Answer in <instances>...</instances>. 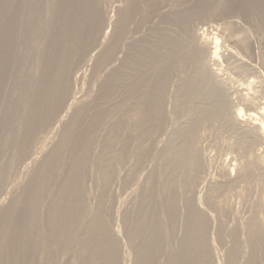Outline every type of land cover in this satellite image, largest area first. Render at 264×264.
Segmentation results:
<instances>
[{
	"label": "bare ground",
	"instance_id": "bare-ground-1",
	"mask_svg": "<svg viewBox=\"0 0 264 264\" xmlns=\"http://www.w3.org/2000/svg\"><path fill=\"white\" fill-rule=\"evenodd\" d=\"M114 1L110 2L111 11L115 12L117 18H113V14V17L109 15L104 5L105 0H0V144L14 147L11 160L24 152L27 156L18 172L14 173L13 176H17L14 181L10 178L13 167L0 165V264H15L13 253L8 250L6 229L19 220L20 209L16 210L14 207L17 205L16 199L22 198L24 201L29 197L45 199L50 196L62 199H59V206L51 212L52 216L47 213L51 217L49 224L55 228H52L55 235L48 238L51 240L48 241L50 246L47 245V248H54L53 253L51 249L49 251L52 257L69 245L77 247L79 239L82 238L76 237L81 235L80 231L79 234L76 233L78 228H81L78 223L81 219H89V225L87 224L83 235L86 238L82 239L83 244L79 243L77 254L72 253L77 257L76 260L80 261L79 264L123 263L124 259L120 258L121 250L118 246L119 230L108 222L109 218L107 220L103 216L99 207L93 214L91 213L94 211L90 212L89 209L90 216L86 209L82 212L79 200H85L86 196L82 189L83 177L90 171L89 167L94 166L100 173L101 188L110 182L112 187L121 175H124L119 167L126 165L128 169L124 177L127 176V179L137 183L138 177L133 175L134 170L148 167V162L154 156L158 157V161L154 166L150 164V169H146L149 183L136 184L139 187L134 191L136 195L133 196L132 205L130 204V208L122 214L126 220V234L133 241L138 240L142 244L143 249L136 255L135 264H161L160 260L158 262L159 256L166 259V264H220L213 254L216 241L214 237H218L219 243L222 244L220 238L225 231L219 224L221 221L219 226L215 225L213 215L206 209L213 206V192L201 196L193 186L195 182H200L199 171L203 168L196 143L202 126L209 121H219L233 138L230 145L232 151H229L231 157L228 163L224 161V165L222 164L223 179L213 182L214 189L220 188L227 195L237 187V196L243 199L242 204L245 206L243 222L234 226V231L241 229L246 235L244 247L248 248V253L245 259L242 257L243 264H264V97L263 100L257 98L259 89L255 88L254 81H245L246 84L242 82L246 85L244 88L233 89L234 98L231 99L229 95L232 94L230 91H227L229 95L225 92L226 88L224 89L219 79L220 70L218 72L211 67L218 58L223 57L225 61L236 62L234 69L249 68L250 71H257V45L252 43L247 30L240 29L242 32L238 34L233 33L235 29L229 30L225 38L228 37L230 47H226V53L222 54L218 49L220 44L216 34L210 37L208 34L206 38L202 36L204 31L202 34L198 32L202 27L194 30L195 32L191 30L192 26L189 25L192 24H189V21L195 19H191L194 10L190 5L180 6L176 15H172V20L177 24V28H180L179 31L172 29L176 25L173 26V23L171 28L163 26L166 29L161 35L155 33V30L148 33L144 31L147 34L140 35L138 30H135L139 13L147 14L151 13V10H159L160 15V12H165V0H118L113 7ZM123 1H126V5H123ZM187 1L184 2L186 5ZM258 3L254 6L259 5ZM169 12L172 11H166L164 14ZM36 15L39 16L36 22L38 37L35 36V42L28 43L26 39L29 26ZM161 20L159 23L163 21ZM169 20L166 21L170 22ZM246 27L244 29L251 28ZM219 30L221 33L223 31L225 36V30ZM260 30L264 37V21ZM261 44L264 48V39ZM95 47L98 48L97 51ZM30 49L34 51V60L31 59L32 55H29ZM260 66L264 68V64ZM88 73L91 86L84 91L83 80ZM78 81L81 86L79 90ZM237 81L240 82L238 79ZM12 84L22 86V96L34 100L35 106L38 107L31 112L36 116H22L25 119H21L16 108L8 115V109L1 111L6 102L7 105L11 103L9 87L11 88ZM45 87L48 88L47 93L46 90L43 91ZM169 96H173L171 101L176 106V112L185 119L181 124L178 123L180 125L176 128L172 127L174 124L169 125L167 122L169 114L165 108V99ZM34 102L31 104L34 105ZM26 110L30 111L25 109L23 112ZM17 114L18 116H15ZM86 121L89 122L87 127L83 126L88 124ZM168 121L170 122V119ZM81 126L86 129L85 134L83 132L84 135L80 136L77 131ZM77 134L79 135L76 137ZM153 134L162 135L164 144L157 137L155 141L150 140L152 143L149 142V145L146 140ZM35 135L36 140H32ZM207 135L209 138V133ZM11 160L9 158L8 161ZM25 180L27 181L24 184ZM143 182L146 183V180ZM228 201L225 197L224 202L230 209ZM242 201L240 200V203ZM33 203V208L30 206L31 209L26 211V220L25 217L20 220V236H23L26 259H30L31 248L38 242V236L35 238L33 230L38 226L37 216L43 212L39 207L46 206V203L41 205V201ZM20 206L19 204V208ZM218 207V210L222 208ZM119 210L120 208H116L114 216L119 217ZM225 210L230 212L226 208ZM178 223L179 228L182 225V232L185 234L178 239L179 245L174 237V245L171 246L170 240L166 239L167 228L172 225L176 227ZM215 229L216 235L210 236L211 230ZM43 240L41 241L44 243L46 240ZM223 253L220 250L219 254ZM38 254L35 256L40 257ZM64 255L66 254H61L62 259L65 258ZM58 257L54 258L58 260ZM49 259L51 258L48 256L47 260ZM38 260L40 261L41 257ZM45 262L49 264L48 261ZM68 262L70 263L69 260Z\"/></svg>",
	"mask_w": 264,
	"mask_h": 264
},
{
	"label": "rangeland",
	"instance_id": "rangeland-1",
	"mask_svg": "<svg viewBox=\"0 0 264 264\" xmlns=\"http://www.w3.org/2000/svg\"><path fill=\"white\" fill-rule=\"evenodd\" d=\"M109 1V2H108ZM114 1V0H113ZM112 0H105V6H106V8L108 9V13H109V15L111 14V16L113 17V15H114V17L113 18H117V16L115 15V12H113V10L111 11V6H112V4L110 3V2H113ZM117 1V2H116ZM168 1H170V3L168 2ZM176 1V2H175ZM181 1V2H180ZM183 1V2H182ZM108 2V3H107ZM124 2H125V4H124ZM174 2V3H173ZM173 2L171 1V0H165L164 1V3H165V5H166V3H167V5H166V8H165V12L167 11H172V12H169L168 14L166 13V15H167V17H169V18H167L166 17V15L164 14L165 12H160V15H159V10H156V11H152L151 9V13L150 12H146L147 14H145L144 12L142 13H139V15H138V17H137V24H136V27H135V30L137 31L138 30V34H140V35H144L146 32L148 33V32H154V31H152V30H155V33L157 32V34H162V33H164V30L166 29V28H171L172 27V24L174 23V20H172L173 18H172V15L174 16V15H176V13L178 12L177 10L180 8V6L182 7H187V6H189L190 5V7L194 10V14H193V16H192V18L191 19H195V21L193 22L192 20H190L189 21V24H192V25H189L190 27H191V30H195V31H197L198 29H200L201 27V29L200 30H198V32H200V34H202L203 33V31H204V33L202 34V36L203 37H205L206 36V38L209 36H212V35H217V38H218V44H220V45H218V49H220V51L222 52V54L223 53H226V50H224L226 47H230V41L228 40V37L227 38H225L226 36H228V32H229V30L231 31H233L234 29V31H233V33H240V32H242V31H245V30H247L246 31V33H250L251 35H253V36H251L250 34H247L248 36H249V38H250V40L252 41V43L254 44V45H257V47H256V50H257V62H255V65L257 66V63H258V66H257V71H255V70H253V69H251V71H250V69H249V71H247L246 69L245 70H237V68H235L234 69V67H236L234 64H236V62L234 61V63L233 62H231L232 60H228V61H225V59L223 58V57H220V58H218L219 60H217L216 61V63L214 64V65H212L211 67L213 68V69H215L216 71H218L219 72V70H220V72H219V79L222 81V84H223V87H224V89L226 90L225 92L227 93V91H230V93L232 94V96L231 95H229V93H227L229 96H230V98L232 99V98H234L233 96H234V94L232 93L233 92V89H240V88H244L246 85V82H249V81H254V86H255V88L257 87L258 89H259V92H258V94H257V98L258 99H262L263 100V97H264V86L262 85V84H264V68L263 67H261L260 65L261 64H264V48L262 47V44H261V42H262V40L264 39V37L262 36L263 35V33L262 32H260L261 30H260V25H261V23L264 21V0H188L186 3L188 4V5H186L184 2H185V0H173ZM259 2V3H258ZM115 3L117 4L118 3V0H115L114 1V4H113V7L115 6ZM123 3V5H126V1H123L122 2ZM171 4V6L169 5V4ZM255 3H258L259 5H257V6H254V4ZM174 4V5H173ZM176 5V6H175ZM186 5V6H185ZM172 7V6H174V7H172V8H170V7ZM263 8H261V7ZM176 7V8H175ZM170 8V9H169ZM174 8V9H173ZM176 10V11H175ZM111 11V12H110ZM157 12V13H156ZM155 13V14H154ZM171 13V14H170ZM113 14V15H112ZM140 14H142V15H140ZM150 14V15H149ZM162 14H164V16L162 15ZM147 15H149V16H147ZM153 15V16H152ZM142 16V17H141ZM140 17H141V19H140ZM145 18V20H144V18ZM155 17V18H154ZM161 17V18H160ZM166 17V18H165ZM112 18V19H113ZM152 18H154L153 20H152ZM159 18V19H158ZM38 19H39V16L38 15H36L34 18H32V24H31V26H29L30 28H29V30H28V35H27V39H26V41L29 43V42H31V43H33V42H35L34 41V39L36 38V37H38L37 36V33H38V26H37V24H36V22L38 21ZM140 19V20H139ZM157 19V20H156ZM163 21H162V20ZM169 20L170 22H168V21H166V20ZM235 19V20H234ZM140 22H139V21ZM154 20H156V22L154 21ZM159 20V21H158ZM160 20L162 21L161 23H159L160 22ZM263 20V21H262ZM143 21V22H142ZM145 21V22H144ZM148 21V22H147ZM150 21L151 22H155L154 24L153 23H150ZM157 21H158V23H157ZM206 21V22H205ZM112 22H113V20H112ZM142 22V23H141ZM163 22H164V24H163ZM175 22H176V20H175ZM200 22V23H199ZM209 22V23H208ZM141 23V24H140ZM144 23V24H143ZM146 23V24H145ZM147 23H149V24H147ZM168 23V24H167ZM170 23V24H169ZM208 23V24H207ZM152 26H151V25ZM176 23H174L173 24V26L175 25ZM199 24V25H198ZM203 24H204V26H203ZM216 24H217V26H216ZM231 24H232V26H231ZM242 24H246V25H242ZM250 24V25H249ZM137 25H138V27H137ZM143 25H145V26H143ZM147 25H148V27H147ZM167 25V26H166ZM202 25V26H201ZM163 26H165V27H163ZM170 26V27H169ZM199 26V27H198ZM219 26H220V28H219ZM223 26H225V27H223ZM229 28H228V27ZM245 26H247V27H251L250 29H248L247 27V29H244L245 28ZM141 27V28H140ZM143 27H145V28H143ZM150 27V28H149ZM160 27V28H159ZM194 27L196 28V29H194ZM216 27H218V29L216 28ZM144 30H143V29ZM149 28V30H147ZM160 30H159V29ZM204 28V29H203ZM223 29V30H225L224 31V33H225V36H224V34H222L223 33V31H222V33H221V30H219V29ZM224 28H226V29H224ZM243 28V29H242ZM172 29H175V30H177V31H179V29L180 28H177V24L172 28ZM239 29V30H238ZM242 31H241V30ZM259 29V30H258ZM157 30V31H156ZM158 30H159V32H158ZM163 30V31H162ZM210 30H212V31H210ZM219 30V31H218ZM227 30V31H226ZM237 30V31H236ZM251 31V32H253V33H251V32H249V31ZM257 30V31H256ZM144 31H146V32H144ZM194 31V32H195ZM140 32H142V33H140ZM216 32V33H215ZM146 33V34H147ZM207 33V34H206ZM219 33V34H218ZM209 34V35H208ZM222 34V35H221ZM208 35V36H207ZM36 36V37H35ZM252 38H251V37ZM263 38V39H262ZM255 39H256V41H255ZM254 40V41H253ZM224 41V42H223ZM257 41H259V42H257ZM224 43V44H223ZM223 44V45H222ZM261 44V45H260ZM259 45V46H258ZM260 47V48H259ZM96 48V47H95ZM94 48V49H95ZM259 48V49H258ZM31 50V52H30V54L29 55H32L33 53H34V51L32 50V49H30ZM96 51L98 50V48H96L95 49ZM261 50V51H260ZM33 51V52H32ZM225 51V52H224ZM34 55H32L31 56V59L32 60H34ZM221 60V61H220ZM223 61V62H222ZM221 62V63H220ZM227 62V63H226ZM230 65V66H229ZM227 66V67H226ZM232 66V67H231ZM260 66V67H259ZM219 67V68H218ZM222 67V68H221ZM259 68V69H258ZM262 70H261V69ZM223 70H224V72H223ZM234 71H236V72H234ZM225 72H227L226 74H225ZM239 73V74H238ZM245 73V74H244ZM231 74H232V77H230L231 76ZM256 74V75H255ZM225 75V76H224ZM230 75V76H229ZM251 75V76H250ZM223 77V80H222V77ZM255 76V77H254ZM258 76H259V78H258ZM90 76H89V73L85 76V78H84V80L83 81H85L84 83H85V85L83 86V90L85 91L87 88H89L91 85H90V83H91V79L89 78ZM234 77V78H233ZM253 77H254V79H253ZM249 78V79H248ZM90 79V80H89ZM224 79H226L225 80V84H227V85H225L224 84ZM227 79H229V81L227 80ZM237 79L240 81V82H238L237 81ZM237 81V82H236ZM246 81V82H245ZM263 81V82H262ZM79 82L80 81H78V90L80 89V84H79ZM90 82V83H89ZM245 83V84H243V83ZM260 82V83H259ZM237 83V84H236ZM239 83V84H238ZM243 85V86H241V84ZM257 83V84H256ZM261 84V85H260ZM233 87H232V86ZM11 86V88L9 87V99L10 98H12L11 99V103H9V105H7V102H6V104L4 105V107H2L1 109H3V110H1L2 112H4V110H7L8 109V111H7V115L8 114H11L13 111H14V109L16 108V109H18V112H19V116H18V114L17 115H15V116H18V117H21V119H25V118H23V117H27V118H32V117H34V116H36V115H34V114H32V112H31V110H36L37 109V107L35 106V102H34V100H30V98L28 97V96H25V97H23L22 96V94H21V90H22V86H18V85H16V84H12V85H10ZM14 86V87H13ZM48 87V86H47ZM47 87H45L44 89H43V91L44 90H46L45 92L47 93V90H48V88ZM85 87V88H84ZM227 87H228V89H227ZM94 88H97V86H94ZM98 89V88H97ZM97 89H96V91H97ZM230 89V90H229ZM12 90V91H11ZM81 91L82 93L84 92V91ZM81 93V94H82ZM21 94V95H20ZM262 94V95H261ZM22 96V97H21ZM260 96H262V97H260ZM18 97H21V98H19V99H17ZM28 97V98H27ZM97 98V97H96ZM37 100L39 99L38 97L36 98ZM35 99V100H36ZM173 99V96H169V97H167L166 99H165V102H166V105H165V108H167V110H168V114L169 115H172V117L171 116H169L168 115V117H167V122L169 123V125H170V123L173 125L174 124V126H172V127H177L178 125H180L185 119H184V116H183V118H181V116H179V114L176 112V106L174 105V103L171 101ZM16 100H17V102H16ZM27 100H29L30 102L32 101V102H34L33 104L34 105H32L29 101H27ZM98 100V99H97ZM21 101V102H20ZM94 101H96L95 99H94ZM14 102H16V103H14ZM172 102V103H171ZM24 103V104H23ZM17 104V105H16ZM26 104V105H25ZM28 104H31V106H33V107H31L30 105H28ZM16 105V106H15ZM23 105V106H22ZM18 106V107H17ZM22 106V107H21ZM30 106V107H29ZM35 106V107H34ZM237 106V105H236ZM240 105H238L237 107H239ZM26 107V108H25ZM29 107V108H28ZM6 108V109H5ZM20 108V109H19ZM23 108V109H22ZM29 109L30 111H28V110H26L25 111V113L23 112L25 109ZM94 109H96V108H94ZM21 110V111H20ZM27 111H28V113H27ZM94 111V110H93ZM22 115H21V114ZM24 113V114H23ZM93 113V112H92ZM177 114V115H176ZM23 116V117H22ZM169 117H171V118H169ZM168 119H170V122L168 121ZM181 119V120H180ZM171 120H172V122H171ZM87 122V121H86ZM176 122V123H175ZM217 122V123H216ZM88 124H85V125H83V126H89V122H87ZM178 123H180V124H178ZM214 123V124H213ZM207 124V125H206ZM206 124H204V126H206V127H204V126H202V129H201V131L199 132V140L197 141V147H198V151H199V154H200V156H201V162L203 163V168H201L200 169V171H199V176H198V178L200 179V182H195L194 184H193V186L195 187V190L197 191V193L198 194H200L201 196H204V195H209L210 193H212L213 192V194H212V203H213V206L211 207V208H209V207H206V209L209 211V213H211V215H213V219H214V221H215V225L216 224H218L220 221V225L222 226V229H223V231H225V234L223 233V236H221V238H220V242L222 243V244H220L219 243V238L218 237H216L215 235H216V229L215 230H211V234L209 233V235L210 236H215L214 238H216V239H214V240H216V241H214L215 243H214V252H213V254H214V258L217 260V261H219L220 262V264H243V261L244 260H242V257H244V259H245V257H246V254L248 253L247 252V247H244L245 245H246V239H245V232L243 231V230H241V229H239L238 231L236 230V231H234V226L236 227V225L238 224V222L240 223H242L243 222V216L245 215V206L242 204L243 203V199H241L240 198V196L238 197L237 196V193H236V190H237V187H236V190L234 189V192H232L233 190H230V192H228L227 193V195H225L224 194V192H222L221 191V189L219 188H216V189H214V185H213V182H215V181H219V180H221V179H223L221 176H222V167H223V165H224V163L225 162H227L228 163V161H229V159H230V157H231V153H229V151L231 152L232 150V148H231V146L230 145H232L231 144V142H232V137L230 136V133L228 132V130L225 128V130L223 129V127H222V125L219 123V121H209V122H207ZM214 126H213V125ZM218 124H220V125H218ZM83 126H81V127H79V128H81V129H78V131H77V133L79 132V134H80V136L81 135H84L85 134V129H86V127H83ZM213 126V127H212ZM216 126H218V127H216ZM172 127H170V128H172ZM204 127V128H203ZM83 128V129H82ZM218 128V129H217ZM220 128H222L221 130H220ZM206 129V130H205ZM80 130V131H79ZM84 130V131H83ZM63 131V130H62ZM61 131V132H62ZM219 131H220V133H219ZM83 132H84V134H83ZM206 132H208L209 133V138L207 137L208 135V133H206ZM218 133V134H217ZM222 133V134H221ZM38 134V133H37ZM79 134H77L76 135V137L79 135ZM217 134V135H216ZM36 137H33V139L32 140H34V138H35V140H36V138H37V135H35ZM218 138H217V137ZM230 138H229V137ZM158 137V140L160 139V142H162L163 144H164V141H165V139L163 140V138L164 137H162V135H160V136H158V135H156V134H153L152 135V137L150 136L146 141H147V143L149 144V142H151V141H155V139ZM203 137V138H202ZM207 137V138H206ZM220 138H221V140H220ZM207 139V140H206ZM216 139H217V141H216ZM151 140V141H150ZM163 140V141H162ZM203 140H204V142H203ZM225 140V141H224ZM214 142V143H213ZM217 142V143H216ZM152 143V142H151ZM162 143H160V145H163ZM150 145V144H149ZM225 145V146H224ZM227 145H228V147H227ZM220 146V147H219ZM221 147H223V148H221ZM13 149V150H11V149ZM220 148V149H219ZM201 149V150H200ZM218 150H221V152L220 151H218ZM14 151H15V149H14V147L13 146H4V145H2V144H0V165H2V166H6V165H8L9 166V168H12L13 170V174L10 176V178L12 179V181H14V178H15V180H16V178H17V176L15 177V176H13L14 175V173L15 172H18V170L20 169V166L24 163V161L27 159V156H26V154H25V152H24V154L23 155H19V156H17V157H15L14 158V160H11V159H13V154H14ZM229 156V158H228V156ZM12 157V158H11ZM22 157V158H21ZM9 158H10V160L11 161H8L9 160ZM20 158V159H19ZM157 156H154L148 163H149V165L147 164V166L148 167H146L145 169L143 168H141V170H140V168H136L135 170H134V174L133 175H136L137 177H138V182L136 183L135 181H132L131 179H127V176L126 177H124V175H125V172L127 171V169H128V167L125 165L124 167H119V170H120V172H121V174H124V175H121V178H119V180L111 187V185H112V182H110L107 186H105L104 188H101V186H102V184H101V181L99 180V175H100V173H98L97 171H98V169H96V167H94V166H91V167H89V169H90V171H88V173L86 174V177H83L84 179H83V183H82V186L84 187H82V189H84V191L86 192H84V194L86 195L85 196V200H83V199H78L79 200V202L81 201V204H82V212L84 213L85 212V209L87 210L86 212L89 214L90 212H92V211H94V212H92L91 214H93V213H95V211H96V209H97V207H99V210L100 211H102L101 213H103V216H105V218H107V220H108V218H109V220H108V222L110 223V224H113L114 226H115V229H117V230H119L118 231V243H119V249L121 250V255H120V258H122V262L123 263H121V264H135V262H136V255L140 252V251H142V244L140 243V241H138V240H136V241H133L132 239H131V237H129V235L128 234H126V233H128L127 231H125V226H126V220H124L123 219V212L125 211V210H127L128 208H130V204L132 205V202H133V196H135L136 195V193L134 192L135 191V189L137 190L138 189V187L139 186H136V184H138V185H146V184H148L149 183V179L147 180V170H148V168L150 169L152 166H154L155 164H156V162L158 161L157 160ZM227 158V159H226ZM25 159V160H24ZM222 159H223V161H222ZM20 160L22 161V162H20ZM225 161V162H224ZM17 162H18V164H17ZM205 162V163H204ZM17 165H16V164ZM21 163V164H20ZM15 164V165H14ZM150 164H152V166H150ZM223 164V165H222ZM117 165H118V163H117ZM128 165V164H127ZM15 166V167H14ZM19 166V167H18ZM17 167V168H16ZM130 167V166H129ZM220 167V168H219ZM94 168V169H93ZM147 169V170H146ZM203 169V170H202ZM206 169V170H205ZM15 170V171H14ZM88 170V169H87ZM97 170V171H96ZM125 170V171H124ZM140 170V171H139ZM221 171V172H220ZM140 172V173H139ZM92 173V174H91ZM142 173V174H141ZM96 175H98L97 176V178H96ZM140 175V176H139ZM145 175V176H144ZM204 175V176H203ZM209 175H210V177H209ZM214 177V178H213ZM217 177H218V180H217ZM29 178V177H28ZM28 178H27V180H28ZM53 178H55V175H53ZM94 178V179H93ZM144 178H146L145 180H146V183L145 182H143L142 183V181H145L144 180ZM220 178V179H219ZM21 179H23V177L21 178ZM125 179H127V180H125ZM133 179V178H132ZM27 180H25L24 181V184L26 183V181ZM128 180H129V182H128ZM203 180V181H202ZM209 181V182H208ZM210 181H211V183H210ZM60 182H61V180H60ZM122 182V183H121ZM128 182V183H127ZM94 183V184H93ZM119 183V184H118ZM133 183V184H132ZM200 183V184H199ZM88 186H87V185ZM118 184V185H117ZM125 184V185H124ZM135 184V185H134ZM196 184V185H195ZM84 185H86V187L84 186ZM96 185V186H95ZM116 185V186H115ZM206 185H208L207 187H206ZM119 188H118V187ZM136 186V187H135ZM51 188H52V185L50 186ZM93 187V188H92ZM109 187H110V189H109ZM127 187H129V188H127ZM131 187V188H130ZM57 188V187H56ZM92 188V189H91ZM123 190H122V189ZM197 188V189H196ZM88 189V190H87ZM113 189V190H112ZM205 189V190H204ZM212 189V190H211ZM214 189V190H213ZM94 190V192H92ZM106 190V191H105ZM111 190V191H110ZM57 191V190H56ZM212 191V192H211ZM113 192V193H112ZM120 192H121V194H120ZM201 192V193H200ZM210 192V193H209ZM231 192H232V194H231ZM97 193H98V195H97ZM100 193V194H99ZM109 194V195H108ZM119 194V195H118ZM125 195H127L126 197H125ZM225 195V196H224ZM119 196V197H118ZM221 196V197H220ZM231 196H232V198H231ZM236 196V197H235ZM55 197V198H54ZM121 197V198H120ZM122 197H124L125 198V202H124V198H122ZM131 199H130V198ZM218 197V198H217ZM220 197V198H219ZM227 198V200H229L228 202H229V205H230V209H228V206L226 205V203L224 202V198ZM32 198V199H31ZM29 197V199L28 198H23L24 199V201H22V198H19V199H16V201H17V205L16 206H14L15 207V209L16 210H18V209H20V210H18V211H20L19 213V220H16L15 222H13V220H12V224H11V226H9V228L8 229H6V233H7V237H8V239H9V243H8V241H7V243H8V250L10 251V252H12L13 253V255H14V262H15V264H48V263H46L45 261H48L49 262V264H52L56 259H57V257H58V260H56L55 262H54V264H56V262L57 261H59V262H57V264H61V263H63V260H64V263H66V264H79L80 263V261L78 262L76 259H77V257L76 256H74V255H76L77 254V250H79V249H77V247L79 248V246H80V244L79 243H82L83 244V240H84V237L86 238V236H84L83 237V235H85V231L87 230L86 228L88 227V220L89 219H81V221H79V227H81V228H78V226H77V228H78V231H76V233L77 234H79V231H80V233H81V235L79 234V235H76V237H78L77 239H79V238H81L80 236H82V238L81 239H79L80 240V242L77 244V247L76 246H74V245H69V246H67V248L66 249H62V250H59V252L57 251V253H55V255H53V257L50 255V249H51V251L52 250H54V248L52 247V248H47V245L48 246H50L49 245V243H48V241H50L51 242V240H49L52 236H54L55 235V231L53 232V230L55 229V228H53L52 227V225H50L51 224V222H50V216H52L53 214L51 213L56 207H58L59 205H58V203H60V200H62L61 198H59V197H56V196H50V197H45V199H44V197H43V199L45 200V202H43V199H35L34 197ZM49 200H48V199ZM52 199V200H51ZM53 199L55 200V201H53ZM60 199V200H59ZM115 199V200H114ZM232 199V200H231ZM27 200V201H26ZM30 200V201H29ZM68 200H72V199H68ZM236 200V201H235ZM240 200L242 201L241 203H240ZM7 201H9V200H7ZM15 201V202H16ZM27 203H26V202ZM28 201H29V203H28ZM31 201H34V203L33 204H36V203H39L40 201L42 202L41 203V205L42 204H45L46 203V206H44L43 205V208H42V206H40L39 207V209L41 210V211H43L42 213H41V211H39L38 213L40 214V215H38L37 216V219H36V221H37V224H38V226H36V230H33V233L35 234V238H36V236H38V238H36V239H38L37 241L38 242H35V246H33V248H31L32 250H31V253H30V259L28 258V259H26L25 258V256H24V253H25V247H24V241H23V236H20V233H21V231H20V220L22 219V218H24L25 217V220H26V211H28V209H31V207L33 208V206H32V203H31ZM48 201H50L49 203H48ZM58 201V202H57ZM121 201V202H120ZM132 201V202H131ZM220 201V202H219ZM20 202H22V203H20ZM36 202V203H35ZM83 202V203H82ZM118 202H119V204H118ZM122 202H124V203H122ZM215 202H216V204H215ZM230 202H231V204H230ZM26 203V204H25ZM49 205H48V204ZM110 203H114V204H110ZM219 203V204H218ZM19 204L21 205L20 206V208H19ZM52 204H54L53 206H54V208H53V206H52ZM236 204V205H235ZM25 205V206H24ZM50 205H51V207H50ZM56 205V206H55ZM92 205V206H91ZM98 205V206H97ZM232 205V206H231ZM241 205H242V207H241ZM31 206V207H30ZM87 206H89L88 208H87ZM125 206H126V208H125ZM218 206H220V207H222L221 209H219L218 210ZM227 209V210H229L230 212H227L226 210H225V208ZM234 206V207H233ZM240 206V207H239ZM14 207H12V208H14ZM28 207H30V208H28ZM85 207V208H84ZM93 209H91V208ZM218 207V208H217ZM239 207V208H238ZM11 208V207H10ZM47 208H51V209H47ZM116 208H120V214L118 215L119 217H117V216H114V214L116 215V213H115V211H116ZM121 208H122V210H121ZM211 209V210H209V209ZM216 208V209H215ZM241 208V209H240ZM9 209V208H8ZM8 209L4 212V214L5 213H7V211H8ZM46 209H47V211H46ZM90 209V210H89ZM114 209V210H113ZM214 209H215V211H214ZM49 210V211H48ZM66 210V209H65ZM90 212H89V211ZM109 210V211H108ZM221 210V211H220ZM232 210H234V212H232ZM222 212V213H221ZM47 213L50 215V214H52V215H47ZM109 213V214H108ZM214 213V214H213ZM224 213V214H223ZM238 213H240V214H238ZM237 214V215H236ZM42 215V216H41ZM121 215V216H120ZM216 215V216H215ZM241 215H242V217H241ZM49 216V217H48ZM89 216H90V214H89ZM233 216V217H232ZM21 217V218H20ZM42 218V220H41V218ZM230 217V218H229ZM239 219H238V218ZM39 218V219H38ZM47 218V219H46ZM49 218V219H48ZM117 218V219H116ZM217 218V219H216ZM241 218V219H240ZM225 219V220H224ZM238 219V220H237ZM49 220V221H48ZM117 220V221H116ZM223 220V221H222ZM42 221V222H41ZM44 221V222H43ZM87 222V223H85V222ZM113 221H114V223H113ZM224 221H226V223L224 222ZM237 221V222H236ZM40 222V223H39ZM48 222V223H47ZM84 222V223H83ZM112 222V223H111ZM117 222V223H116ZM229 222V223H228ZM50 223V224H49ZM80 223L82 224V225H80ZM8 225H9V222L7 223ZM40 224V225H39ZM41 224L43 225L42 227H41ZM88 224V225H87ZM118 226H117V225ZM219 224H218V226H219ZM231 225V227H230V225ZM4 225H6V224H4ZM7 225V226H8ZM46 225V226H45ZM48 225H50V226H48ZM87 225V226H86ZM229 225V226H228ZM83 226V227H82ZM182 226V225H181ZM180 226V228H179V223L176 225V227H174L173 225L172 226H168V228H167V230H168V233H167V235H166V239H169L170 241V244H171V246H172V242H174V240L175 239H177L176 241H177V245H179V242H178V239H181L183 236H184V234H183V228ZM217 226V227H218ZM10 227L12 228V229H10ZM118 227V228H117ZM225 227H228V228H226L225 229ZM42 228V229H41ZM50 228V229H49ZM52 228H53V230H52ZM178 228V229H177ZM47 229V230H46ZM83 229H84V231H83ZM221 229V230H222ZM231 231H230V230ZM238 229V228H237ZM179 230V231H178ZM39 231V232H38ZM49 231H50V233H49ZM215 231V232H214ZM36 232H38L37 234H36ZM42 232V233H41ZM83 232V233H82ZM181 232V233H180ZM229 232V233H228ZM212 233H215V234H212ZM232 233V234H231ZM46 234V235H45ZM47 234H48V236H47ZM50 234V235H49ZM53 234V235H52ZM183 234V235H182ZM240 236H239V235ZM86 235H87V233H86ZM226 235V236H225ZM237 235V236H236ZM242 235V236H241ZM224 236L226 237V238H224ZM119 237H121V238H119ZM174 237H175V239H174ZM238 237V238H237ZM240 237V238H239ZM244 238V240H243V238ZM48 240H47V239ZM46 240L47 241V243H45L46 241H44V240ZM83 239V240H82ZM230 239V240H229ZM0 240H1V237H0ZM35 240V239H34ZM41 240H43L44 241V243L41 241ZM82 240V241H81ZM228 240V241H227ZM243 242H242V241ZM36 241V240H35ZM41 241V242H40ZM175 241V242H176ZM218 242V243H217ZM224 242V243H223ZM53 243V242H52ZM31 245L33 244V242L32 243H30ZM81 244V245H82ZM140 244V245H139ZM218 244H220V245H218ZM226 244V245H225ZM39 245V246H38ZM44 245V246H43ZM122 245V246H121ZM174 245V244H173ZM217 245V246H216ZM225 245V246H224ZM72 246V247H71ZM121 246V247H120ZM220 246V247H219ZM222 246V247H221ZM41 247H43V248H40ZM73 247H74V249H73ZM76 247V248H75ZM46 250H45V249ZM68 248H70L69 249V251H68ZM172 248V247H171ZM221 250V252L223 253V252H225V253H231V255L230 256H226V254L225 253H223L222 255L221 254H219L220 253V250ZM245 249V250H244ZM38 250V251H37ZM40 250V251H39ZM45 250V251H44ZM73 252H72V251ZM75 250V251H74ZM242 250H244V251H242ZM63 251V252H62ZM144 251H146V252H148V250H145L144 249ZM246 251V253H244ZM37 252H39L40 254H38ZM44 252V253H43ZM67 252V253H66ZM242 252H243V254H242ZM52 253H53V251H52ZM74 255H73V254ZM219 255H218V254ZM36 254H38V256L40 255V257H41V260L39 261L38 259H40V257H36L37 255ZM47 254V255H46ZM57 254V255H56ZM61 254H66V255H64L65 256V258L64 259H62V256H61ZM225 254V255H224ZM236 254V255H235ZM239 254V255H238ZM36 255V256H35ZM46 255V256H45ZM73 255V256H72ZM220 255H221V258H220ZM243 255V256H242ZM48 256L51 258V259H49V260H47L48 259ZM63 256V257H64ZM224 256H226V257H224ZM56 259H55V258ZM73 257V258H72ZM75 257V258H74ZM37 258V259H36ZM45 258H46V260H45ZM54 260H53V259ZM61 258V259H60ZM70 258V259H69ZM225 258V259H224ZM237 258V259H236ZM241 258V259H240ZM129 259V260H128ZM66 260V261H65ZM68 260L70 261V263L68 262ZM72 260V261H71ZM135 260V261H134ZM162 262L161 264H166V262H165V258H162V256H159L158 257V262H160V261ZM224 260V261H223ZM240 261V263H239V261ZM62 261V262H61ZM120 261V262H121ZM236 261V262H235ZM71 262H73V263H71ZM63 263V264H64ZM159 264V263H158ZM170 264H172V263H170Z\"/></svg>",
	"mask_w": 264,
	"mask_h": 264
}]
</instances>
